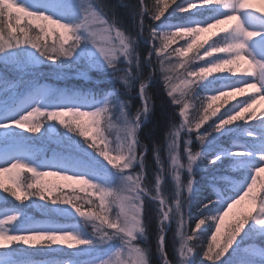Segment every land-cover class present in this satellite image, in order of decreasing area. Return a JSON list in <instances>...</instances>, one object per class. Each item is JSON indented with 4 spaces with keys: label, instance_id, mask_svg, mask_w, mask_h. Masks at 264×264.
<instances>
[{
    "label": "snow or ice",
    "instance_id": "snow-or-ice-1",
    "mask_svg": "<svg viewBox=\"0 0 264 264\" xmlns=\"http://www.w3.org/2000/svg\"><path fill=\"white\" fill-rule=\"evenodd\" d=\"M172 2L175 7L165 21L162 17L168 11L169 0H154L151 8L144 0L139 5H124L136 22L133 38L120 26L115 14L109 18L91 3L82 7L77 0H0V64L5 68L47 64L54 75L62 77L67 70L86 64L91 70L108 73L113 82H121L128 89L134 81H140L141 99V108L134 115L128 102L121 101L113 92L89 96L37 84L29 94L16 99L8 96L7 77L0 73V249H9L13 244L35 247L47 242L53 252L63 251L53 245L77 249L72 253L74 259L63 264H150L148 249L141 242L147 239L145 205L151 200L156 206L161 264H172L166 235L173 222L179 238L177 264H194L192 256L197 247L206 248L202 258L209 264H264V246L255 245L257 239L264 240V196L257 198L254 194L258 184L264 188V112L258 118L254 110L264 101V15L257 14L261 9L246 11L251 5L245 4V0ZM186 13H190L186 22L169 23L173 16L183 17ZM145 16L154 22L147 37H144ZM25 17L30 25L35 24L38 32H32L30 26H20ZM232 21H236L234 27H222ZM49 26L60 30L59 41L52 44L47 43L52 35ZM213 28L225 34L205 47L207 40L202 41L201 34ZM188 37L191 39L185 45L172 47ZM139 40L151 49L149 64L153 55L158 58L167 95L179 106L178 115L182 118L179 126L167 133L175 186L170 197L162 187L166 170L159 150L154 154L157 171L151 190L140 151L138 133L150 116L152 102L148 83L141 77L142 61L136 51ZM189 54H193L191 59ZM246 60L258 70L246 69L233 81L231 77L239 71L237 65ZM179 69L183 73L181 84L177 85L170 73ZM214 73L224 75L208 79ZM250 90L256 95L240 100L208 123L220 111V107H214L216 101ZM188 97L200 102L192 119L189 108L196 105ZM37 116L45 120L34 122ZM49 121L58 122L65 132L60 134L56 123ZM238 121H244L247 127L242 130ZM205 124L208 127L201 132ZM25 132L41 134V140L55 135L63 151L53 158L38 157L31 145L32 137ZM182 132L187 133L186 163L180 154ZM193 132L200 142V151L191 147ZM113 134L114 138L109 139ZM223 137L234 139L224 147L220 142ZM200 169L210 172L207 186L223 182L226 187L223 191L214 189L215 198L203 204L201 218L191 225L188 217L197 191L194 173ZM21 170L31 173L23 182L19 177ZM229 170L238 173L239 179H230L225 174ZM185 171L189 176L187 183L181 179ZM48 176L87 185L99 202L89 199L87 203L92 207L83 210V205H77L72 198H53L55 189L45 183ZM5 177L12 187L6 186ZM9 197L19 204L8 207ZM244 201L250 203V209L241 213L225 232V220ZM31 208L46 216L78 215L83 223L36 221L28 214ZM14 222L10 229L8 225ZM89 225L91 233L86 231ZM30 257L26 248L17 247L0 252V264H36ZM80 257L89 259L82 262Z\"/></svg>",
    "mask_w": 264,
    "mask_h": 264
},
{
    "label": "trees",
    "instance_id": "trees-1",
    "mask_svg": "<svg viewBox=\"0 0 264 264\" xmlns=\"http://www.w3.org/2000/svg\"><path fill=\"white\" fill-rule=\"evenodd\" d=\"M91 4L97 9L102 10L107 14L109 18L115 14L116 19L119 21L120 26L126 30L127 34H130L135 38L137 27L136 22L133 17L130 15L128 7L124 5H139L140 0H90ZM180 0H176V3H179ZM144 3L147 7L151 8L154 4V0H144ZM161 7L163 4L161 3ZM175 7V4L172 0H169L168 11L165 13V16L162 17V21L167 20L168 14L171 12V9ZM190 13L183 14V17H174L170 22H186V17ZM199 19L200 17H196ZM154 22L151 21L147 16L144 17V37L148 36V28L153 25ZM220 37L213 36V42ZM137 54L140 56L142 61L141 67V77L143 81L148 83V94L151 97L152 102V111L149 118L142 125L138 138L141 141L140 151L144 155L145 160V172L147 179V186L151 190L154 186V173L157 171V163L155 160V151L159 150V156L161 161L165 158V149L167 143V133L172 130L173 127H178L181 119L178 115L179 107L174 105L171 101V98L167 95V88L164 83V78L162 77V71L158 62V58L153 55L151 57V63H148V53L151 51L148 44L143 40L137 42ZM75 68L69 69L66 71V74L62 77H57L53 74L51 67L47 64L40 65L35 68L27 67L20 69H10L5 68L4 65L0 64V73H3L7 77V94L10 97L16 99H22L24 96L30 93L34 87L39 84L45 87L51 88L53 90L63 91H78L83 92L89 96L102 94L107 92L106 90L113 91L115 95L123 102H130L129 110L134 115L135 112L141 108V99L137 93V88L132 87L129 90V93L125 92V88L120 83L105 82L101 74L96 70H90L87 72L86 76L77 77L75 74ZM105 83V84H104ZM136 84L139 85L140 81H136ZM45 117L38 116L34 118V122H43ZM44 130V129H43ZM26 136L32 137V148L33 151L37 154L38 157H48L53 158L56 155L60 154L63 151L62 145L56 144V136L51 138L41 140L38 134H32L25 132ZM53 139V143H50ZM234 137H223L221 144L224 147H228ZM200 146V143H199ZM193 151H200L201 146H191ZM146 149V151H145ZM232 180L239 179L238 173L236 172H227L225 173ZM210 175L209 171L200 169L195 171L194 178L195 184L194 188L197 191L192 197V204L190 206V216L188 217V222L191 225H194L201 218L200 209L204 203L208 202L209 198H215L214 189H219L223 191L226 187V184L221 182L211 186H207V176ZM31 176V173H28L24 170H21L19 177L21 182H23L25 177ZM6 179H8L6 177ZM168 182L166 181L163 184V191L167 196H171V188L168 187ZM2 191V190H0ZM55 196L53 195V198ZM57 197V196H56ZM34 199H36L34 197ZM40 203L39 201H37ZM26 203V202H25ZM31 203V201H29ZM19 202L15 201L14 198L9 197L8 207H13L18 205ZM146 201L145 205V216L147 220L146 234L147 239L141 242V246L148 249L150 264H161V257L157 250V215L154 206ZM28 214L33 217L36 221L42 222H56L59 224H67L71 220H67L65 217L59 216H46L39 209L31 208L28 210ZM15 226V225H14ZM12 225V227H14ZM11 227V228H12ZM177 226L173 222L172 228L167 232L166 235V249L168 253V259L172 264H177ZM209 236L205 235V240L208 241ZM259 245L264 246V240H259ZM200 243V242H194ZM54 246V245H53ZM52 246V247H53ZM17 245L13 244L9 249H0V252L11 251L16 248ZM47 247V242H42L37 244L33 249H27V252L31 254V259L36 262V264H49L50 261H58L60 264L68 261V258H65L64 255L57 254L56 252L51 251ZM206 249L196 248L192 260L194 264H206L207 261H204L202 258V252ZM44 254V255H43ZM226 258V257H225ZM72 259V258H71Z\"/></svg>",
    "mask_w": 264,
    "mask_h": 264
},
{
    "label": "rangeland",
    "instance_id": "rangeland-1",
    "mask_svg": "<svg viewBox=\"0 0 264 264\" xmlns=\"http://www.w3.org/2000/svg\"><path fill=\"white\" fill-rule=\"evenodd\" d=\"M247 2H248L249 5H251V7L246 9V11H256V9H261V11L258 12L257 14L258 15H264V0H247ZM77 3L80 6H82V7H87L88 4L91 3V1L90 0H77ZM14 16H15V13H14ZM174 17H177V16H173L172 18H174ZM13 23H15V21H13ZM35 23H43V22L42 21H36ZM178 23H181V22H170V24H173V25L174 24H178ZM235 24H236V21H232L230 25H225V26H222V27L231 28V27H234ZM20 26L21 27L30 26L31 29H32V32H38L39 31L38 29L35 28V24L34 23L30 25L29 18H27V17H25L22 20ZM49 27L52 29V35H49V37L47 38V43L48 44H52L54 40L55 41H59V39H60V30L59 29H55L54 26H49ZM224 34L225 33H223L219 28H213L210 31L201 34V40L202 41L207 40V44L204 45L205 47H207L208 44L213 43V36L221 37ZM30 35H31V33H30ZM209 37H211V39H209ZM190 39H191V37H188L187 39H180V40H178L177 43L173 44L172 47L173 48H178L181 45H185L187 40H190ZM216 40H218V39H216ZM69 43H72V41H69ZM169 51H171V49H169ZM192 55L193 54H189V58L190 59H191ZM217 55H223V54L219 53ZM119 66L121 68L124 67L123 64H120ZM238 67H239V71L237 72V74L235 76L231 77L233 81L239 79L241 74L246 69H252L253 71L258 70V69L255 68V66L253 64H250L247 60L242 62ZM9 68L10 69H20V68H12V67H9ZM74 68H75L76 71L74 72L75 74H73V75L74 76L76 75L77 77L86 76L87 72L91 70V69L88 68V66L86 64H81V65H79L77 67H74ZM98 72L102 75L101 77L105 79L104 80L105 82H107V81L108 82H113L111 77H110V75L108 73H104V72H100V71H98ZM182 73H183V69H179L177 72L170 73L173 76V78H174V83L175 84H177V85L181 84L180 77H181ZM120 74L123 75V73H120ZM217 75H224V73H214L211 77H208V79H214ZM227 75H231V73H227ZM162 77L164 78L163 72H162ZM113 83H115V82H113ZM117 83H120L121 85H123L121 82H117ZM123 87L125 88V92H127V93H129V90H131V89L126 88L124 85H123ZM132 87L137 88V93H139V85L136 84V81L133 82V86ZM106 91L107 92H113V91H110V90H106ZM197 91H199V89ZM200 95L204 96L205 93L204 92H200ZM253 95H256V93L251 91V90L248 91V92H245V93L237 92L234 95H231V96H228V97L222 98L221 100L216 101L215 104H214V107H220V111L217 113V116L212 117L209 120L208 123L210 124V123H212L213 120L218 119V117L220 115H222L225 111H227L228 108L232 107L234 104L238 103L240 100L247 99L249 96H253ZM188 100H189L190 103L196 105V107H190L189 108V118L192 119L195 116V114H196V110L199 107V103L200 102L198 100H196L195 98H193V97H188ZM225 100H227V104H225ZM128 104L130 105L131 103L128 102ZM254 110L256 111L257 117L259 118L261 113L264 112V101H262L260 104L256 105ZM64 118L66 120L69 119L67 116L64 117ZM246 118H247V116H246ZM180 119L182 121L181 117H180ZM49 122H51V121H49ZM51 123H56L57 130H58V132L60 134H63L65 132L64 127L62 125H60L58 122H51ZM237 123L241 124L240 128L242 130L247 127L246 125H243L244 121H238ZM207 127H208V124H205L204 127L200 129V131L203 132L204 129L207 128ZM43 131L44 130L42 129L41 130V134L43 133ZM41 134H39V135H41ZM93 135H95V133H93ZM106 135H107V133H106ZM53 136L55 137V135H53ZM186 136H187V133H185V132L181 133L180 154H181V156L183 158V162H185V163H186V156H185V153H184V139L186 138ZM195 136H196V133L193 132L191 134V138H192V141H193L191 146L194 145V146L200 147L199 146L200 142H199V140H197L195 138ZM76 138L83 139L82 137H76ZM108 138L109 139H113L114 138V134H113V136H109ZM56 139H57L55 141L56 144L57 145H61L59 143L57 137H56ZM47 140L48 139H46V142H48ZM221 142H223V141H221ZM50 143H53V139H52V141ZM167 144H168V141L166 143L165 158H164V160L161 161V163H162L163 167L166 170L165 173H164V177H165V182L166 181L168 182L167 188L170 187L171 190H172L171 193H173L175 186H174V182L172 180V175H171V164H170ZM101 147H103V145H101ZM100 159H103V158L101 157ZM105 163H106V161H105ZM109 167H111V165H109ZM228 172H234V171L229 170ZM262 178H264V174H262ZM4 179H5V184H6L7 187H12L13 186L10 180L6 179V177ZM181 179L185 183H187V181L189 179V176H188L186 171L182 174ZM45 183L50 188L55 189V191H53V195L55 197L57 196V197H69V198H72L74 203H76L77 205H83V210H88L90 207H92L91 205H89L87 203V200L91 199V200L95 201L96 203L99 202L97 200L96 196L91 194L93 190L88 188L87 185L75 184V183H73L71 181L60 179L57 176H48V177H46L45 178ZM81 189H83V191ZM254 194L257 196V198H259L260 196H264V188L260 187V185L258 184L257 189H256ZM185 195H186V193H185ZM77 197H79V199H76ZM147 202H149L151 205L153 204L155 206V203L152 202L151 200H148ZM27 203H29V201H26V204ZM250 207H251L250 203L248 201H244L241 205L237 206L236 209H233V212L230 213L229 217L225 220L224 231L227 232L228 228L235 222L236 218L241 213L247 212L250 209ZM67 220H71L70 222H67V224H73V223H75L78 220L81 221V223H83L82 218H80L78 215L75 218H67ZM67 224H63V225H67ZM12 225L14 226L15 222ZM12 225H8V227L11 229ZM172 225H173V223L170 224V226L167 229V232L172 228ZM175 226H177L176 223H175ZM86 231L88 233L92 232V228H91L90 225L87 226ZM208 241L210 242V237L208 238ZM259 242H260L259 239H257L255 241V245L257 247H261L259 245ZM177 246L179 247V238H177ZM17 247H24V248H26V250L27 249H33L32 247L23 246V245H17ZM53 248H62L63 251L56 252V253L64 255L65 258H68V260L74 259V257L72 256V253L77 250V249H69V248H67L66 245H54ZM44 249H46V251H49V250H47L48 249L47 247L44 248ZM79 259L83 262V261H86L89 258L88 257H80ZM177 259H179L178 252H177ZM206 264H209V262H206Z\"/></svg>",
    "mask_w": 264,
    "mask_h": 264
},
{
    "label": "clouds",
    "instance_id": "clouds-1",
    "mask_svg": "<svg viewBox=\"0 0 264 264\" xmlns=\"http://www.w3.org/2000/svg\"><path fill=\"white\" fill-rule=\"evenodd\" d=\"M245 4H247V0H245ZM239 65H237V67H238Z\"/></svg>",
    "mask_w": 264,
    "mask_h": 264
}]
</instances>
